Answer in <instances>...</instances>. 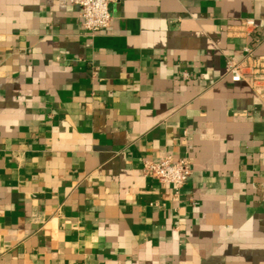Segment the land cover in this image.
<instances>
[{"label": "crops", "instance_id": "0c3cea01", "mask_svg": "<svg viewBox=\"0 0 264 264\" xmlns=\"http://www.w3.org/2000/svg\"><path fill=\"white\" fill-rule=\"evenodd\" d=\"M110 12L0 0V264H264V92L227 77L264 0ZM186 156L178 196L141 174Z\"/></svg>", "mask_w": 264, "mask_h": 264}, {"label": "built area", "instance_id": "2783aa9c", "mask_svg": "<svg viewBox=\"0 0 264 264\" xmlns=\"http://www.w3.org/2000/svg\"><path fill=\"white\" fill-rule=\"evenodd\" d=\"M114 1L71 0V4L80 8L82 28L93 36L110 26L112 21L110 4ZM243 24L242 33L250 35L254 32L256 27L252 20H246ZM227 77L233 83L248 81L256 93L264 92V57L255 56L253 48L245 47L241 60L228 61ZM141 174L144 178L155 180L163 186H171L178 196L193 174L192 159L186 156L166 157L158 162L145 160L141 166Z\"/></svg>", "mask_w": 264, "mask_h": 264}]
</instances>
